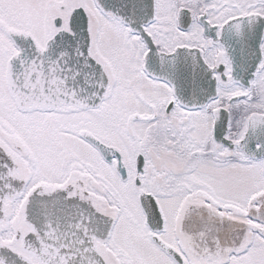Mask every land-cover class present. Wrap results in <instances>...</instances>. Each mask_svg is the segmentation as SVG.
<instances>
[{
  "label": "snow or ice",
  "instance_id": "obj_1",
  "mask_svg": "<svg viewBox=\"0 0 264 264\" xmlns=\"http://www.w3.org/2000/svg\"><path fill=\"white\" fill-rule=\"evenodd\" d=\"M0 264H264V0H0Z\"/></svg>",
  "mask_w": 264,
  "mask_h": 264
}]
</instances>
